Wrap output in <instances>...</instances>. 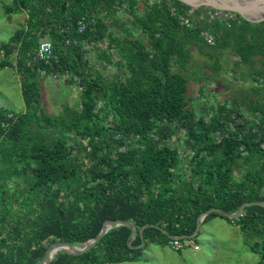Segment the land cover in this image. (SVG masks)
Instances as JSON below:
<instances>
[{
    "label": "trees",
    "instance_id": "16d2710c",
    "mask_svg": "<svg viewBox=\"0 0 264 264\" xmlns=\"http://www.w3.org/2000/svg\"><path fill=\"white\" fill-rule=\"evenodd\" d=\"M12 3L26 20L3 47L16 51L24 109L0 108V264H39L51 243L82 246L106 220L188 235L206 210L264 203V101L227 97L199 112L188 66L192 46L213 59L205 66L214 73L226 49L235 66L255 55L264 66V21L211 16L179 0ZM43 38L53 46L51 63L36 55ZM86 46L117 72L97 68ZM198 69L202 84L209 73ZM54 72L77 87V106L62 103L56 113L42 106L41 80ZM244 80L257 92L264 72ZM215 216L239 225L264 264V205L245 206L235 218L212 212L202 223ZM131 233L112 226L90 249L59 250L49 264L137 261L144 246L138 234L129 245ZM143 236L171 241L151 226Z\"/></svg>",
    "mask_w": 264,
    "mask_h": 264
},
{
    "label": "rangeland",
    "instance_id": "374dc122",
    "mask_svg": "<svg viewBox=\"0 0 264 264\" xmlns=\"http://www.w3.org/2000/svg\"><path fill=\"white\" fill-rule=\"evenodd\" d=\"M17 8L12 0H0V108L19 113L23 111L24 103L15 67L16 51L7 54L3 47L17 29L24 27L26 13ZM86 48L89 49L88 56L97 62V68L107 76L117 72L114 65L105 66L95 49L91 46ZM235 58L226 49L220 54L219 69L214 73L205 66V63H212L213 59L201 54L198 47H191L188 64L192 72L190 93L197 111H201L202 105H207L205 108L210 111L212 103L227 97H236L242 102L250 99L264 101V83L258 86L257 92H253L250 89L254 82L244 80L253 70L264 72L260 61L262 57L255 55L252 63H241L239 66L233 64ZM5 61H10L12 65H4ZM198 65L209 73V78L202 84L198 83ZM41 102L46 111L56 113L62 103L77 106L79 91L76 86L67 85L60 76H45L41 80ZM173 140V143H181L178 137ZM21 228L24 229L23 225H19L18 231L23 232ZM184 241L190 242L181 249H174L170 243L144 241L141 257L137 261L121 264H260L259 256L244 241L240 226L224 217L215 216L201 222L198 234Z\"/></svg>",
    "mask_w": 264,
    "mask_h": 264
},
{
    "label": "water",
    "instance_id": "95a60500",
    "mask_svg": "<svg viewBox=\"0 0 264 264\" xmlns=\"http://www.w3.org/2000/svg\"><path fill=\"white\" fill-rule=\"evenodd\" d=\"M192 8L197 7H210L215 10H220L224 12H234L241 15L244 19L250 21V22H260L264 21V0H179ZM255 15L256 17H250L246 14ZM252 204H260L264 205L261 201H255V202H248L242 204L235 212L232 213H226L222 209L219 208H211L209 210H206L202 212L196 220V227L193 233L188 235H172L170 232H168L166 229L159 225L155 224H145L140 228H137L134 224L125 222L122 220H115L110 221L106 220L103 222L101 229L99 233L89 239L84 245L82 246H76L72 245L67 242H55L48 245V247L45 250L43 259L39 264H49L52 256L57 252L58 250L67 249L69 252L73 254H79L82 252H85L86 250L90 249L94 246V244L101 239V237L112 227V226H118V225H126L127 227L132 229V233L127 241V243L130 245V243L133 241V239L138 234L141 238V243L138 245V247H142L144 245V236H143V230L146 227H155L159 230H161L167 237L170 239H191L195 237L199 231L201 222L203 221L204 217L212 212H217L222 216L228 217V218H235L239 216L245 206L252 205Z\"/></svg>",
    "mask_w": 264,
    "mask_h": 264
},
{
    "label": "built area",
    "instance_id": "2783aa9c",
    "mask_svg": "<svg viewBox=\"0 0 264 264\" xmlns=\"http://www.w3.org/2000/svg\"><path fill=\"white\" fill-rule=\"evenodd\" d=\"M207 13L210 14L211 16L219 15V14H224V16H230L228 12L220 11V10H215L210 7H206ZM182 24H189V21L187 18H182L181 20ZM79 30H82V26L79 27ZM207 41L211 43V38H208ZM36 55L39 59L45 61L46 63H51V60L55 57L54 52H53V46L51 41L48 38H43L40 40L37 50H36ZM53 77H58L60 76L57 72H54L51 74ZM65 77H68V75H65ZM188 240V239H184ZM181 239H171L170 244L174 249H181L183 246H185L188 242L190 241H184ZM196 249L197 246H194Z\"/></svg>",
    "mask_w": 264,
    "mask_h": 264
},
{
    "label": "bare ground",
    "instance_id": "6f19581e",
    "mask_svg": "<svg viewBox=\"0 0 264 264\" xmlns=\"http://www.w3.org/2000/svg\"><path fill=\"white\" fill-rule=\"evenodd\" d=\"M246 15H247V16H250V17H256V16H255L256 14H255V15H251V14H248V13H247Z\"/></svg>",
    "mask_w": 264,
    "mask_h": 264
},
{
    "label": "crops",
    "instance_id": "0c3cea01",
    "mask_svg": "<svg viewBox=\"0 0 264 264\" xmlns=\"http://www.w3.org/2000/svg\"><path fill=\"white\" fill-rule=\"evenodd\" d=\"M170 243V242H169ZM171 245V244H170Z\"/></svg>",
    "mask_w": 264,
    "mask_h": 264
}]
</instances>
